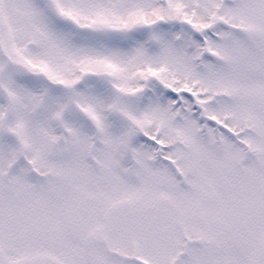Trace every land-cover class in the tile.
<instances>
[{
	"label": "snow or ice",
	"instance_id": "6c2138e0",
	"mask_svg": "<svg viewBox=\"0 0 264 264\" xmlns=\"http://www.w3.org/2000/svg\"><path fill=\"white\" fill-rule=\"evenodd\" d=\"M0 264H264V0H0Z\"/></svg>",
	"mask_w": 264,
	"mask_h": 264
}]
</instances>
